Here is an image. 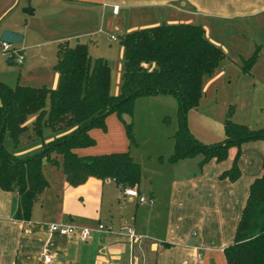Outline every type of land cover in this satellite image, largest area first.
Listing matches in <instances>:
<instances>
[{
  "label": "crops",
  "instance_id": "crops-1",
  "mask_svg": "<svg viewBox=\"0 0 264 264\" xmlns=\"http://www.w3.org/2000/svg\"><path fill=\"white\" fill-rule=\"evenodd\" d=\"M45 1L53 9L52 17L61 31L57 41L65 40L70 46L84 43L81 39L85 36L103 30L120 36L162 21L189 22L201 25L205 37L222 49L223 58L237 63L254 46L260 47L254 37L264 35V0ZM113 5L117 6L115 13L111 11ZM255 66L250 76L252 71L264 76V67L257 70ZM53 73L51 87L57 78ZM109 130L107 126L103 131L106 136ZM86 147L74 151L81 156L92 155ZM108 151L103 153L117 150ZM235 151L231 147L225 159L211 158L200 167L201 157L192 158V168L182 163L186 162L183 159L171 163L169 185L163 193L151 188L140 175L134 188L150 199L141 203L108 178L87 177L72 186L58 168L44 172L42 166L48 184L33 202L27 220L13 217L16 193L0 189V264H226L222 250L232 242L250 182L262 172L264 142L244 141L236 163L238 178H220V173L231 166ZM51 222L90 227L110 224L113 232H92L86 240H80L75 234L51 233ZM119 226L141 237L130 241L116 231ZM44 253L50 255L49 262L42 260Z\"/></svg>",
  "mask_w": 264,
  "mask_h": 264
},
{
  "label": "trees",
  "instance_id": "trees-1",
  "mask_svg": "<svg viewBox=\"0 0 264 264\" xmlns=\"http://www.w3.org/2000/svg\"><path fill=\"white\" fill-rule=\"evenodd\" d=\"M119 44L123 57L122 86L115 96L109 93L106 61L102 57L91 60L85 43L70 46L65 40L55 45V86L18 82L8 85L0 81V189L16 193L15 219L29 218L33 202L48 184L42 171L43 161L60 165L65 180L72 186L95 177L108 178L121 190L137 187L140 165L128 150L82 156L74 151L94 144L88 130H104V117L111 112L122 123L131 143L136 96L170 94L176 99V128L172 152L167 157L170 163L200 155V167L211 158L223 160L227 149L234 146L231 166L219 177L235 181L239 176L236 160L240 144L264 140V128L250 130L228 120L224 122V138L217 142L203 144L188 131L184 114L197 106L201 78L211 73L224 57L222 49L205 37L201 25L159 22L121 34ZM256 58L253 50L247 59L241 60L242 71L249 74ZM28 114H35L31 126L38 136L43 128L61 134L44 143L40 152L15 157L3 146L2 135L7 131L14 141L25 129ZM261 168V174L248 186L232 242L222 250L226 264H264V154Z\"/></svg>",
  "mask_w": 264,
  "mask_h": 264
},
{
  "label": "rangeland",
  "instance_id": "rangeland-1",
  "mask_svg": "<svg viewBox=\"0 0 264 264\" xmlns=\"http://www.w3.org/2000/svg\"><path fill=\"white\" fill-rule=\"evenodd\" d=\"M25 6L33 9L32 15L21 11ZM52 12L53 9L45 0H0V33L8 29L22 36L21 41L8 43L11 54L4 52L0 46V81L8 85L18 82L33 86H52L54 71L50 70V65L55 61V42L61 34ZM235 33L238 34L239 31ZM109 34L114 35L115 39L111 40ZM119 34L112 30H103L81 39L86 44L91 60L102 57L109 66V93L114 96L120 93L122 86L123 57ZM254 38L255 44H260V47L254 46L251 50H256L257 58L250 71L255 64L257 70L264 67V52L261 49V45H264V35H256ZM69 41L74 43L76 40ZM246 45H249L248 41ZM251 52L247 54L250 55ZM248 55L243 56L245 58L241 60L247 59ZM16 57H21V63L16 62ZM7 60L12 63H7ZM47 106L48 99L44 104L45 108ZM184 116L192 137L203 144L224 138L225 120L242 124L250 130L264 128V76L258 75L256 71H252L250 76L242 71L241 61L235 63L226 57L222 58L211 73L202 76L201 95L197 106L187 109ZM34 117L35 114L26 116V127L14 141L7 131L3 133L2 144L8 153L15 157L36 154L43 149L44 143L60 134L43 128L41 136H38L31 126ZM104 124V130L99 127L88 130L94 138V144L86 149H90L93 154L127 149L140 164V175L145 180L143 181L163 193L169 185L172 173V164L168 162L167 157L172 152V136L176 128V99L169 94L136 96L131 116V143L122 123L113 112L104 117ZM107 126L110 130L106 136L103 131ZM253 140L264 142L262 139ZM230 148L227 149V154ZM56 157L60 159L59 156ZM183 161H186L182 163H187L188 167L195 166L192 158ZM50 166L44 163V172H55L56 168L61 171L60 165Z\"/></svg>",
  "mask_w": 264,
  "mask_h": 264
},
{
  "label": "built area",
  "instance_id": "built-area-1",
  "mask_svg": "<svg viewBox=\"0 0 264 264\" xmlns=\"http://www.w3.org/2000/svg\"><path fill=\"white\" fill-rule=\"evenodd\" d=\"M117 10V6L113 5L111 7V11L115 13ZM111 38H114L113 36H110ZM0 46L2 47L4 52H8V54H11L9 51V46L7 42L0 41ZM17 63H21V57H16L15 58ZM122 192L126 195L132 196L137 199L138 202H145L148 199L143 197L142 195L138 194L136 189L134 187H125L122 189ZM150 200V199H149ZM148 200V201H149ZM48 229L51 233H56L59 235H70V234H75L80 240H86L92 232H113L112 227L110 224H103V223H97L95 226H80V225H75V224H61V223H56V222H51L48 224ZM119 233H124L125 235L128 236L130 241H135L139 239L141 236L135 234V232L125 226H119L117 230ZM199 252H197V258L199 257ZM42 260L44 262H49L50 261V255L48 253H44ZM112 264V263H108Z\"/></svg>",
  "mask_w": 264,
  "mask_h": 264
},
{
  "label": "water",
  "instance_id": "water-1",
  "mask_svg": "<svg viewBox=\"0 0 264 264\" xmlns=\"http://www.w3.org/2000/svg\"><path fill=\"white\" fill-rule=\"evenodd\" d=\"M21 11L25 14L28 15H32L33 14V9L29 6H25L21 9ZM161 24H163L164 22H160ZM0 39L4 42L7 43H14V42H19L22 39V36L19 33L13 32L11 30L8 29H4L1 31L0 33ZM7 62H10L9 60H7ZM1 135V132H0Z\"/></svg>",
  "mask_w": 264,
  "mask_h": 264
}]
</instances>
